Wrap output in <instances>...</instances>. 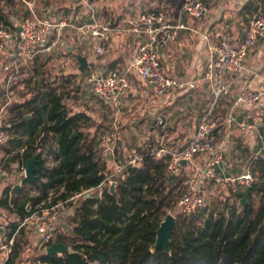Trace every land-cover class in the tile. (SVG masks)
Here are the masks:
<instances>
[{
    "label": "trees",
    "instance_id": "16d2710c",
    "mask_svg": "<svg viewBox=\"0 0 264 264\" xmlns=\"http://www.w3.org/2000/svg\"><path fill=\"white\" fill-rule=\"evenodd\" d=\"M32 1L0 0V29L16 32L13 20L20 18L24 10L27 17L30 16L25 2ZM256 1L264 3V0ZM253 4H247L243 11L253 8ZM3 47L4 41H0V49ZM4 62L6 56L3 54L0 66ZM130 77L140 79L134 72ZM73 79L70 76L64 81L66 91L56 82L44 79L36 85L30 99L7 109L10 120L4 130L14 137L9 149L5 150L8 155L5 167L10 174L20 172V166L27 165V161L52 140L59 145L60 163L47 173L48 183L42 185L37 198L21 200L23 189L17 193L16 189L12 191L14 184L4 186L0 208L8 215L24 218L29 214L28 205L42 202L49 188H57L52 204L74 209L67 222L69 230L60 227L47 245L64 244L69 251L49 256L39 239L36 248L42 253L35 261L47 264H264V161L255 169L251 188L244 189L235 183L237 186L231 188V195L225 201L216 204L207 200L206 206L197 213H176L171 252L154 251L161 223L185 194L184 179L168 172L170 154L157 159L154 146L139 148L138 153L144 159L142 169L128 166L116 174L117 167L110 168L109 160L99 147L100 131L106 127L97 125L85 112L73 111L69 105ZM4 93L0 90L1 95ZM38 140V147H35ZM130 156L123 155L118 165H126ZM16 164L17 168L12 169ZM43 174L39 158L37 182ZM108 179L116 183V191L110 194V186H106L100 199L97 190ZM29 183L28 179L24 181V185ZM89 193L93 195L88 197ZM230 199L238 200L241 210L230 205ZM18 227L13 221L9 239L14 237V245L6 264H25L23 256L31 248V231L18 230Z\"/></svg>",
    "mask_w": 264,
    "mask_h": 264
},
{
    "label": "built area",
    "instance_id": "2783aa9c",
    "mask_svg": "<svg viewBox=\"0 0 264 264\" xmlns=\"http://www.w3.org/2000/svg\"><path fill=\"white\" fill-rule=\"evenodd\" d=\"M75 1L83 3L91 11L86 24L78 25L67 19H56V11L52 7L44 8L40 13H37L33 1L25 2L30 11V16L15 23V25H22L21 33L17 29L16 32L11 29H0V41H4V47L1 50L6 56V62L0 66V78L4 80V96L8 99V104L0 113V150L9 147L14 140V137L4 130L7 124L6 118L2 115L8 116L7 107L11 103V96L15 94V85L22 80L24 70L33 66L40 55L53 52L69 30L73 31V35L85 40L98 39V45L95 46L96 55L106 53L109 35L113 30L112 21L100 20L89 0ZM209 10V6L203 1L188 2L182 7V12L194 20L204 19L209 14ZM128 26L129 31L140 41L136 56L124 72L95 70L89 74L87 83L90 85L93 94L119 113L124 99L131 90L130 72L136 73L151 88L159 101L164 104L170 97L179 94L181 91L196 87L193 83H187L168 75L164 70L160 57L161 50L176 38V29L165 22L164 16L156 12H148L130 19ZM263 37L264 12L259 10L249 19L246 38L239 46L223 40L210 47L209 55L203 60L202 67L203 80L209 85L214 105H220L222 100L230 96L232 86L227 80L229 74L235 76L236 79H243L251 74L247 67L249 54ZM263 98L264 92H258L246 86L234 100L228 122L232 125L235 124L248 138L258 137L259 127L249 121L236 122L233 111L237 109L254 110ZM156 124L159 128H164L166 125L165 118L158 117ZM216 129L217 122L213 113L209 112L200 119L196 133L181 150L170 153L163 147L157 152V159H162L166 154H170L167 169L172 176H177L185 168L183 162L189 165L194 163L197 156L206 157L202 174L207 181L219 185H231L237 182L244 189L251 188L255 181L254 167L261 160L264 147L254 151V156L246 173L231 178L226 175L224 150L215 141L214 132ZM39 142L40 140L37 141L35 147H38ZM99 147L105 159L116 163V147L112 136L109 134L102 135L99 138ZM24 151V149L20 150L21 153ZM37 153L43 163V177L39 182H30L24 185V181L27 180V165L20 166L19 186L20 190L23 189L21 200L39 197L42 185L48 183L47 173L60 163V158H58L59 145L54 140L39 149ZM128 166L142 169L144 167L143 156L137 151H132L126 165L117 164L116 174H120ZM9 176V170L2 163L0 165V201L5 181ZM113 183L114 181L111 179L102 183L97 190L98 198L102 199L105 187L111 186ZM14 189L17 190V186L12 187V191ZM57 190V188H49L46 199L34 205H28L29 214L24 218L18 217L15 220H10L0 210V251L6 255L3 264L8 262L14 245V237L9 239L13 221L19 225L18 230L25 228L33 232L40 239L42 246L46 248V252L50 247L47 245L51 243L60 227L69 230L66 228L67 224H61L62 214L59 211L61 205L52 204ZM60 191H63V187ZM206 203L205 189L197 182H191L185 190V194L180 198L177 207L184 214H194L202 210ZM32 264L47 263L36 260Z\"/></svg>",
    "mask_w": 264,
    "mask_h": 264
},
{
    "label": "crops",
    "instance_id": "0c3cea01",
    "mask_svg": "<svg viewBox=\"0 0 264 264\" xmlns=\"http://www.w3.org/2000/svg\"><path fill=\"white\" fill-rule=\"evenodd\" d=\"M37 2L38 0H34L35 11L40 13L41 10L44 9V6L41 7L40 11H37ZM89 2L100 20H111L113 23V30L109 35L106 53L104 55H99L101 58L95 60V58L98 57L95 53V47L93 50H89L88 53L87 45H98V39L92 38L90 40H85L73 35V31L71 32V30L67 31L66 35H64L62 39L63 42L69 43L68 46H66L67 54H75L79 57V60H87L86 68H88L90 64H95L101 71H120L118 68L121 69L123 66L129 67L137 54L135 53V50L138 51L140 41L129 31L128 21L132 18L143 15L148 10H151L156 6L157 8H160L159 13L164 16L165 22L176 29L175 40L170 41L166 47L161 50L160 57L162 65L164 70L165 68H174L175 71H177L178 79L187 83H193L196 87L194 89L181 91L179 94L170 97V99L167 100V103L164 104L154 95L151 88L144 83L146 85L145 88L133 89V92H129L124 99L123 106H125L127 102H129V104L140 103L143 104L145 108H153L150 111H161L163 107L169 105V101L172 100V98L176 100L193 91H195L198 98L204 100L206 94L211 91L209 85L203 80L202 63L209 55L210 47L223 40H227L233 45L239 46L246 38L248 22L251 16L259 10L264 12V3L260 1L257 3L256 0H221L218 4L211 6V8L209 7V14L204 19L194 20L189 15L182 12V7L186 3L190 2L189 0H176L174 3L170 2V0H163L160 3L156 0H127L123 5L115 7L114 5H110V3L105 0H89ZM250 2L254 3L251 6L253 8L243 11L244 7ZM66 3V7L68 8L67 10L69 11L68 15H65L64 7L58 5L57 3H52L51 7L56 11V19H67L78 25L86 24L91 11L83 3L76 2L75 0H66ZM228 4H234V8H229ZM75 5H77L76 8L74 7ZM257 6L259 7L258 9H256ZM79 10L82 11V14L84 13L82 16H80L81 13ZM18 21L19 20H13L14 23H18ZM75 44L76 47H74ZM59 46L60 45H58L53 51V53L57 56L62 55L59 52ZM1 51L2 50L0 49V52ZM82 55L87 56L82 57ZM247 67L251 71V74L247 75L243 79H236V77L231 74L227 76V80L232 86L230 96L221 101L217 110L213 114V117L217 122V129L215 131L217 135H219V142H217V144L223 148L225 160L231 159L234 161V164L237 162L242 165L245 163L248 154L251 153V158H253L254 151L264 147V132L262 131L264 128V122L259 127V136L253 139L248 138L241 131V134L239 135V132L235 130L237 129V126L235 124H230L228 119L233 109L234 100L244 87L248 86L255 91L264 92V37L261 38L256 46L251 50ZM0 80L3 79L0 78ZM3 82H0V90L2 91L4 90ZM2 97H4V95H2ZM101 101L107 107L112 108L102 99ZM228 101H230L231 104H228ZM252 111H255L258 115L263 114L262 116H264V98L259 106L254 110L237 109L233 111L236 122L249 121L254 124V122L250 120L251 116H249ZM133 112L135 111L129 110L126 114ZM123 114L125 113L121 111L118 116H126ZM150 116L151 112L149 114L133 113L127 115L129 120L127 128H129L132 133H146L147 131L155 133L156 128H158L156 124V119L158 117L152 122L150 120ZM197 120V118L194 119V121ZM199 121L200 120L197 121L198 124ZM197 127L195 126L194 128H191L186 124V121H182L180 123L179 130L177 129L178 134H175L176 136L174 135L167 144L171 150H169L166 145H159L157 152L163 147L168 149L169 151H167L170 153L181 150L192 135L196 133ZM9 147L6 149H9ZM6 149L3 150L4 153ZM6 159H8L7 154H5L4 161ZM262 161H264V151L262 158L257 165ZM108 162L110 164V168L115 169L117 167V164L114 161L109 160ZM205 163L206 157L197 158L193 164L186 165L182 172L185 174L192 173L190 178L191 180L199 176V174L196 173L204 168ZM246 170L247 168L235 177H231L227 171L226 175L231 178H236L246 173ZM20 177V172H15L13 175L10 174L9 178H11V180L13 179V181L6 184L10 180L7 178L5 181L6 186L9 184H14L13 187L19 186ZM199 177L207 183L217 186V184L207 181L203 174ZM191 182L194 181H190V183ZM235 183L237 182L227 186L232 187ZM237 184L240 185L239 183ZM18 192L19 191H17V193ZM0 210L2 213L8 215L6 210L2 208H0ZM8 216H11L13 220L18 218L15 214ZM1 253H3L4 256L0 259V264H3L6 255L3 251H0V254Z\"/></svg>",
    "mask_w": 264,
    "mask_h": 264
},
{
    "label": "rangeland",
    "instance_id": "374dc122",
    "mask_svg": "<svg viewBox=\"0 0 264 264\" xmlns=\"http://www.w3.org/2000/svg\"><path fill=\"white\" fill-rule=\"evenodd\" d=\"M106 2L110 3V5L115 6H121L125 1L127 0H105ZM176 0H170V2L174 3ZM192 1H203L204 3L208 4L209 7L214 6L218 4L221 0H189ZM50 3H57L58 5L64 7L65 15H68L69 11L66 7L67 3L66 0H38L36 5V10L40 11L41 7L47 6ZM66 7V8H65ZM75 8L77 5L74 6ZM229 8H234V4H228ZM79 9V8H78ZM160 8L154 7L151 10H148V12H159ZM81 13L80 16H82V11L79 10ZM144 13V14H146ZM27 12L24 10L20 13V18L15 19L22 21L23 17H27ZM81 19V18H80ZM77 41V40H76ZM69 43L61 42L59 43V49L61 56H57L53 52H50L46 55H41L37 60L36 63L25 69L22 75V80L19 84L15 85V94L14 96H11V103L7 107V109H10L15 104L23 103L26 100L30 99L33 95V92H35L36 85H39L42 83V80L49 79L50 81L56 82V84L61 87H64V91L68 90L67 85L65 84V80L72 76L73 79V86L72 92H70L69 99V105H72V109L75 112L82 113L85 112L91 117L92 121L95 122L97 125H104L106 128L104 130H101L100 133L102 135L109 134L112 136L115 147H116V164L119 163L123 155H130L132 151H137L139 148H147L154 146L155 150H158L157 145H166L171 140V138L176 134H178L177 129L179 130L180 123L182 121H186V124L189 125V127L194 128L198 125V120H200L202 117H204L207 113L214 112L217 110V107L219 104L214 105V100L212 97L211 92L206 94V97L204 100L197 97V94L195 91L190 92L189 94L180 97L176 100L172 98L170 100L169 105L166 107H163L161 111L153 110L150 111L149 107L143 106V104L140 103H132L129 104L127 102L125 106H122L119 113L122 111L126 116H118V112L115 109H112L110 107H107L101 99L98 97L93 96V92L91 91L90 85L87 83V79L89 74L94 72L95 70H100L95 64H90L88 68L82 69L81 66V60H79V57H77L75 54L69 55L66 53V46H68ZM87 51L89 53V50L94 49V44H88L87 45ZM76 47V44L74 45ZM135 53H137V50H135ZM2 51L0 52V60L2 59ZM5 55V54H4ZM87 56V55H84ZM82 55V57H84ZM101 56H98L95 58L100 59ZM34 68L37 69V71L34 70ZM128 67L118 68L120 71L124 72L127 70ZM165 71L168 75L177 78V71H175L174 68L168 69L165 68ZM133 73V72H130ZM131 81V90L130 92H133V89H139V88H145L146 85L144 82H142L138 77L132 78L130 77ZM0 82H3V80H0ZM64 85V86H63ZM8 104V99L0 94V113L4 107ZM228 104H231L230 101H228ZM129 110H134V114H149L151 112L150 120L153 122L157 117H164L166 121V125L164 128H156L155 133H150L147 131L146 133H132L129 128H127L128 125V118L127 115L133 114V113H127ZM1 115V114H0ZM263 114H256L255 111H252L249 116H251L250 120L254 122V124L258 127L261 126V124L264 122V116ZM6 118V124L9 122V116H6L5 114L2 115ZM183 117V118H182ZM185 117V118H184ZM248 117V116H247ZM197 118V121H194V119ZM248 119V118H247ZM249 120V119H248ZM5 124V125H6ZM237 132L240 133V130L235 129ZM239 130V131H238ZM174 133V134H173ZM100 134V135H101ZM101 135V136H102ZM175 135V136H176ZM100 136V137H101ZM193 136V135H192ZM219 135H217L216 131L214 132V137L216 143L219 142ZM169 146V145H168ZM167 146V147H168ZM169 148V147H168ZM172 148V147H171ZM168 150V149H167ZM169 150H171L169 148ZM168 150V151H169ZM176 152V151H175ZM5 153L3 150H0V165L3 163L6 165L8 159L6 162H4ZM251 153L247 155L245 163L242 165L241 163L234 164V161L231 159L225 160V169L228 172V174L231 177H235L238 174H241L242 171H244L248 166L250 165L252 158ZM17 164L12 166V169H16ZM254 167V174H255ZM203 168L197 172L196 174H199V176L202 175ZM193 174V175H196ZM182 179H184L185 184H183L184 191L190 186V181L197 182L199 185H201L205 191H206V197L208 201H214L216 204L221 203L225 201L229 196L231 195V188L236 187L235 184L232 187H228L227 185H219L213 186L212 184L207 183L205 180H202L201 177L197 176L190 180L192 173L185 174L182 172L179 174ZM255 177V175H254ZM10 183L13 181L11 178H9ZM201 179V180H200ZM190 180V181H189ZM5 184V186H6ZM230 205H235L237 208L241 210V205L236 199H230L229 201ZM60 213L62 214L61 224L70 221V216L73 214L74 209L71 208L68 205H61L59 208ZM181 212L178 207H176L173 211L169 212L168 215L175 216L176 213ZM182 213V212H181ZM167 215V216H168ZM8 216V215H7ZM10 220H12L11 216H8ZM30 245L31 248L27 250V252L23 256V261L25 264H31L35 261V257L42 253V250L39 248H36L39 243V238L31 232L30 234ZM2 252V251H1ZM3 253L0 254V259L3 257Z\"/></svg>",
    "mask_w": 264,
    "mask_h": 264
},
{
    "label": "water",
    "instance_id": "95a60500",
    "mask_svg": "<svg viewBox=\"0 0 264 264\" xmlns=\"http://www.w3.org/2000/svg\"><path fill=\"white\" fill-rule=\"evenodd\" d=\"M16 29L19 33L22 32V25L18 24L16 25ZM82 63V69H85L87 66V60L81 59ZM31 116H28L27 119H30ZM186 162H183V165L186 166ZM39 171V154L35 153L31 159L27 161V179L35 183L37 181V175L36 173ZM20 190V186H17V191ZM116 191V183H113L109 188V193L113 194ZM93 193H89L88 197H91ZM242 204L246 205V201L242 200ZM175 224H176V218L173 215H168L165 220L161 223V226L157 233V240L156 244L153 247V250H159L163 249L165 252L170 253L171 252V243L174 239V233H175ZM69 251V248L64 244H55L50 246L47 249V255L49 256H55V255H62Z\"/></svg>",
    "mask_w": 264,
    "mask_h": 264
}]
</instances>
